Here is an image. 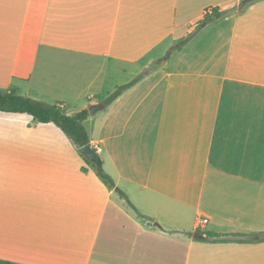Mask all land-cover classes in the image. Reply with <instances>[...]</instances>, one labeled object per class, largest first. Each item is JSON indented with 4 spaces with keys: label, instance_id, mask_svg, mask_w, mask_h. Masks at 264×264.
<instances>
[{
    "label": "crops",
    "instance_id": "crops-1",
    "mask_svg": "<svg viewBox=\"0 0 264 264\" xmlns=\"http://www.w3.org/2000/svg\"><path fill=\"white\" fill-rule=\"evenodd\" d=\"M241 1L0 0V91L71 115L141 76L82 123L114 189L54 124L0 112L1 261L264 264V0ZM214 7L236 11L170 54Z\"/></svg>",
    "mask_w": 264,
    "mask_h": 264
},
{
    "label": "trees",
    "instance_id": "trees-1",
    "mask_svg": "<svg viewBox=\"0 0 264 264\" xmlns=\"http://www.w3.org/2000/svg\"><path fill=\"white\" fill-rule=\"evenodd\" d=\"M234 8L222 11L217 7L210 8L204 11L201 19L196 22L193 30L184 38L177 40L170 48L169 53L172 54L181 50L187 45L201 30L216 23L223 17L228 16L233 12ZM141 76L136 77L131 82L118 86L112 93L103 99L105 106L110 105L117 97H119L124 91L131 88L140 80ZM0 112L4 113H17L30 116L34 122L37 123H52L70 140V142L77 148L89 144L86 130L83 126V121L88 117L87 110H81L71 115L64 114L57 106L50 105L44 102L30 99L26 96L17 94L15 90L0 91ZM82 156V155H81ZM83 157V156H82ZM86 160V159H85ZM86 163L91 166L96 176L102 181V183L109 189H114V183L112 179L102 170L101 163L93 164L86 160ZM119 196L125 201L128 207L133 209L138 216H141L134 206L126 198L125 194L117 190ZM142 217V216H141ZM202 238H196L198 241H210L212 243H227V242H251L243 235H239L240 238L232 239L220 237L216 234H203L198 232ZM259 242H264V233L258 235ZM0 264H15L11 262L1 261Z\"/></svg>",
    "mask_w": 264,
    "mask_h": 264
},
{
    "label": "water",
    "instance_id": "water-1",
    "mask_svg": "<svg viewBox=\"0 0 264 264\" xmlns=\"http://www.w3.org/2000/svg\"><path fill=\"white\" fill-rule=\"evenodd\" d=\"M251 0H243L241 1L238 6L237 9L241 10L247 3H249ZM169 54H165L160 60H158L156 62L157 65L161 64L162 62H164L167 58H168ZM102 108H104V104L100 103V104H96V105H92L89 106L87 108L88 111V115L89 116H93L96 112L100 111ZM78 153L80 155H82L88 162L93 163V164H100V159L98 157L97 154H95L91 149L89 144H86L84 146H82L81 148L78 149ZM193 238H202V236L198 233L193 234Z\"/></svg>",
    "mask_w": 264,
    "mask_h": 264
},
{
    "label": "built area",
    "instance_id": "built-area-1",
    "mask_svg": "<svg viewBox=\"0 0 264 264\" xmlns=\"http://www.w3.org/2000/svg\"><path fill=\"white\" fill-rule=\"evenodd\" d=\"M58 108H60V106L58 107ZM101 151V149L100 148H95V154H98L99 152ZM207 223V219H201L200 220V224H202V225H205Z\"/></svg>",
    "mask_w": 264,
    "mask_h": 264
},
{
    "label": "rangeland",
    "instance_id": "rangeland-1",
    "mask_svg": "<svg viewBox=\"0 0 264 264\" xmlns=\"http://www.w3.org/2000/svg\"><path fill=\"white\" fill-rule=\"evenodd\" d=\"M234 11H236V7H234V10H233V12H234Z\"/></svg>",
    "mask_w": 264,
    "mask_h": 264
}]
</instances>
